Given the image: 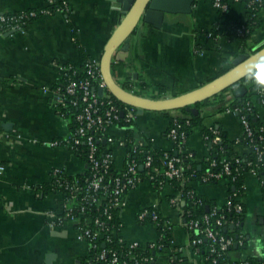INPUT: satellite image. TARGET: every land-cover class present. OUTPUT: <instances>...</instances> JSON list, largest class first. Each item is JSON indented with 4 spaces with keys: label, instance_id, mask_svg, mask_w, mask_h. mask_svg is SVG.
Segmentation results:
<instances>
[{
    "label": "crops",
    "instance_id": "0c3cea01",
    "mask_svg": "<svg viewBox=\"0 0 264 264\" xmlns=\"http://www.w3.org/2000/svg\"><path fill=\"white\" fill-rule=\"evenodd\" d=\"M71 8L70 21L63 13L42 15L31 21L23 31L0 33V264H79L89 254V244L76 238L75 227L68 222L52 228L49 212L61 201L60 194L41 196L36 185L49 182L52 172L60 169L68 175L83 174L87 164L64 142L71 135V121L63 117L54 104L55 96L44 87L62 78V69L71 63L82 65L86 55L101 62L113 33L127 15L116 0H65ZM45 0H0V12H16L45 5ZM261 26L248 41L253 53L264 44V7L259 12ZM247 7L243 2L232 3L227 12L220 13L210 0H196L190 13H166L163 21L151 17L141 21L132 35L126 61H114L112 73L126 90L148 98H171L190 92L235 66L241 54V42L221 37L217 52L214 41L209 50L196 53L203 31L218 28L221 34L230 23H244ZM72 26L76 28L74 35ZM76 36V38H74ZM202 42H204L202 40ZM253 53H249L251 55ZM127 86V87H126ZM171 113L179 114L178 110ZM218 122L235 141L242 126L234 112L220 113L206 120ZM168 116L156 110H138L135 135L140 141L153 140L159 150L174 146L166 136ZM113 132H120L114 126ZM54 140L60 143L53 145ZM188 147L201 160L208 154L200 127H195ZM236 151L245 150L236 146ZM116 167L123 166V153L116 150ZM145 182V181H144ZM142 182L129 192L128 202L121 212L127 240L146 243L157 238L156 226L137 220L141 208L159 203L161 211L175 224L174 243L189 246V234L181 220V212L173 209L167 194ZM150 183V182H149ZM194 189L225 204L230 184H192ZM247 215L253 217L259 237L248 234L245 249L233 250L232 257H257L264 260V189L258 176L248 173L243 197ZM245 225V221H244ZM253 232V231H252ZM255 239V240H254ZM263 241V242H262ZM193 257L181 264H206L203 257L192 251Z\"/></svg>",
    "mask_w": 264,
    "mask_h": 264
},
{
    "label": "built area",
    "instance_id": "2783aa9c",
    "mask_svg": "<svg viewBox=\"0 0 264 264\" xmlns=\"http://www.w3.org/2000/svg\"><path fill=\"white\" fill-rule=\"evenodd\" d=\"M45 1V5L39 8H29L16 12H0V33L23 31L31 21L42 15H54L58 12L65 14L64 11L68 12L71 9L68 2L63 0L65 6L54 12L49 8L53 0ZM210 1L219 12L223 13L230 9L232 3L238 2L235 0ZM217 29L206 30L207 36L214 38V31ZM238 31L240 34L243 33L242 29H238ZM83 63L84 69L73 64H67L63 67L62 77L66 75L68 78L65 85H53L43 88L44 92L55 96L56 110L63 117L75 123L69 138L61 143L67 145L74 152L81 144H84L86 148L85 162L87 164L84 172H87V175L83 180L75 178L60 183L63 189L67 191V195L63 191L57 193L61 195V201L49 212V216L52 217L49 223L52 228L63 226L68 222L72 223L75 227L77 240L87 242L89 251L91 249L96 250L100 244H103L102 249L97 251L94 257L96 261H102L106 264H148L155 261L160 264H178L173 262L174 259H171L165 253H161L159 256H145L136 252L137 249L153 250L162 247V245L157 242L158 235L155 240L146 243L138 240H127L123 233L125 223L121 212L128 202L129 192L136 189L144 181H153L162 192L170 186L172 192L167 195H174L171 181L184 178V170L179 166L180 158L170 154V150L174 147L165 149L160 159L161 164L158 166L155 163L152 151L146 148L147 141H140L136 135L133 138L127 136L126 127L119 125L117 121L121 116H125L127 121H135L138 108L126 104L120 107L110 98L108 92L100 96L98 89L106 88L100 61L88 57ZM261 80H264V78ZM74 107L77 111L69 113L70 108ZM229 112L237 114L242 126V133L235 139L233 145L235 156L232 158L234 161L224 159L223 168L219 171L209 167L202 176V183H214L216 180L229 183L230 179L232 182L235 181L237 175L234 172H239L236 164L240 162V158L246 153L253 152L258 161L264 162V90L255 88L251 91L248 90L239 104L228 107L223 113ZM114 126L120 128L121 131L119 133L113 132L111 128ZM218 133V130L212 129V134L215 135L213 142L219 140ZM180 135L188 145L186 131H182ZM166 136L174 146L178 138L176 127L170 128ZM202 138L205 142L209 136L202 134ZM150 140L153 145V140ZM59 143L58 140H54L53 145ZM102 144L108 146L102 148ZM236 146H240L245 150L236 151ZM116 150H121L123 153V166L119 168L115 165ZM203 159L210 161L212 167L216 165V161L210 159L209 149L208 154ZM249 165L251 166V162ZM142 166L143 169L147 170L145 177L141 174ZM113 167L117 171V175L110 182H107L106 176ZM59 171L61 170L55 169L52 172V178ZM249 173L258 176L261 186H264V179L260 178L257 169L253 167ZM193 183L190 182L189 184L192 185ZM241 188L243 192H236V189H233L234 194L228 195L224 205L219 206L217 204L212 210L209 209L202 218L191 217L189 221L191 235L193 236L194 233L201 235V237L193 239L194 245L201 243L203 238L211 240V253L220 256L226 253L234 244H244L243 234L235 240L223 232V229L224 231L227 230L230 225L234 226L242 223V216L245 214L243 197L246 192V183ZM194 192V189H191L189 194L193 196ZM167 201L173 209L180 210L175 197H170ZM225 207L228 211L235 213L236 220H229L224 214L218 215L219 209H225ZM95 210L102 214L104 218L96 216L93 221L88 220L87 216L94 213ZM189 215L192 214L189 213ZM164 216L167 217V223L174 225V222L168 216ZM136 217L138 222L142 224L147 217H150L152 224L157 227L160 220L159 203H152L141 208ZM114 241L124 245L123 251L113 245L106 247V243L111 244ZM194 248V252L199 254V247L195 246ZM211 256L203 258L206 264H208L207 259ZM215 263H217V256L212 258L210 264ZM239 264H249V261L241 259ZM259 264H264V260Z\"/></svg>",
    "mask_w": 264,
    "mask_h": 264
},
{
    "label": "trees",
    "instance_id": "16d2710c",
    "mask_svg": "<svg viewBox=\"0 0 264 264\" xmlns=\"http://www.w3.org/2000/svg\"><path fill=\"white\" fill-rule=\"evenodd\" d=\"M238 2H243L246 4L247 7V19L244 23L240 22H232L230 23V26L224 30L221 34L218 33L217 30L214 31V38H210L207 36V32L204 31L203 36H201V39L199 42H195L194 49L196 53H202L205 50H209L207 46H205L209 41H214L216 46L214 49L219 53H224L222 47L219 45V40L221 37H225L229 41H233L235 39L240 40L241 42V52L242 53H253L252 48L249 46L248 41L251 39L253 33L261 26V19L259 16V12L262 7H264V0H235ZM251 3V5H250ZM65 6V2L63 0H53V3L49 6V8L56 12L58 9H62ZM65 16L70 21V11H64ZM223 13V12H220ZM74 35L76 34V28L72 26ZM238 29H242L243 33H239ZM76 38V36L74 37ZM202 40L204 42H202ZM76 41L78 43V46L82 52V55L84 58H88L89 56L86 55L85 49L81 46L79 41L76 38ZM71 64V63H69ZM75 65V64H73ZM81 68H85L84 63L82 65H79ZM255 75L258 79L264 78V64L257 68L255 70ZM223 73V72H222ZM221 75V73L218 74V76ZM68 78L66 75H64L54 86L57 85H65ZM4 80H0V88L5 85ZM241 85H245L249 91L253 90L254 88L245 80L243 79L241 82L236 83L233 87L223 90L222 92L205 99L197 104L195 106L198 108L199 113L194 114L190 111L189 108H182L179 109V114H172L171 110H165L161 111L162 113L166 114L170 120V124L166 130V134L170 128L176 127L178 130V138L176 140V143L174 145V148L170 150V154L172 156H176L180 158L179 166H181L184 170V178L181 180H172L171 186L173 188V191L175 192L174 195L170 196L167 195V199L170 197H175L178 201L177 205L181 212V220L183 225L186 227L187 232L189 234V246L187 247H180L175 245L174 243V228L175 224H169L167 223V217L164 216L163 212L161 211L160 205H159V225L156 227L157 235H158V244L162 245V247H157L153 250H141L137 249L136 252L141 253L142 255H148V256H159L162 254H167L171 259L173 258L175 263L181 264L182 262L191 259L193 257L192 251H195V246L199 247V255H201L203 258L208 257L209 255H212L211 258L207 259V263H212V258L214 256H217V263L215 264H239L241 259H236L232 257V251L233 250H241L245 249L248 243V235L244 232V221H245V214L242 216V223L240 225H234L229 226L227 230L223 232L237 240L241 234L244 235V244L238 245L236 249L232 246L227 250L226 253H223L222 255L218 256L216 253H211L210 245L212 243L211 240H206L203 238L202 242L194 245L193 239L201 237V235H197L194 233V235H191V230L189 228V221L191 217L193 218H202L204 214L207 213V206H209V209L212 210L215 206H217V203L207 197L204 194L199 193L194 189V187L189 184L190 182H198L202 183L201 179L202 176L206 173L209 167L215 169V170H221L223 168L224 159L234 161L232 157L235 156L234 151V143L235 141L231 140L225 129L218 123L215 122L213 125L207 124L206 120L208 118H211L213 116H217L220 113H223L228 107H233L236 104H239L241 101L239 97L235 94V89ZM127 87V86H126ZM228 91V92H227ZM110 98H112L120 107H123L125 104L121 102L119 99H117L113 94L109 93ZM76 107L70 108L69 113L76 112ZM70 115V114H69ZM189 121V122H187ZM117 123L121 126L126 127L127 136L134 137L135 136V121H127V118L125 116H121L120 119L117 121ZM75 123L74 121H71V129H74ZM195 127H200L201 132L203 135H208L209 138L205 140V143L210 151V159L216 161L215 166H210V161H206L205 159H199L196 152L188 147L187 143H185L180 135L182 131H186L187 137L189 139L190 135L192 134V131ZM212 129H216L219 131L218 135L219 140L216 142H213V139L215 135L212 134ZM0 131H1V125H0ZM103 147H107L108 145H101ZM146 148L150 149L155 157V163L160 166V159L163 156V150L155 149L153 148L152 141L147 140V146ZM80 158L83 160H86V148L84 144H81L77 151L75 152ZM251 162V166L249 163ZM236 166L239 168V172H234L235 175H237L235 181H231V177L229 178V184L231 186L230 188V195L234 194V190L232 189V186L235 187L236 192H243L242 185L246 183V176L251 171V169L254 167L257 169L259 176L261 179H264V162H260L257 160V157L253 154V152H249L244 154L240 158V162L236 164ZM142 176L145 177L147 174L146 169H142L141 172ZM87 175V172L84 174L79 175H68L64 171H59L55 177H53L49 182L41 183L36 185V190L39 192L41 196H45L48 194H57L60 191H63L67 195V191L63 189L60 183L65 181H70L75 178L83 180L85 176ZM117 175V171L113 167V169L108 173L106 176V181L110 182L113 177ZM219 181H215L214 183H218ZM150 184L152 187L162 193V190L158 188V186L151 181ZM264 189V186H262ZM191 189H194V194L191 196L189 194V191ZM245 205V204H244ZM245 212L246 213V205ZM98 213V214H97ZM189 213L192 215L190 216ZM224 214L227 219L236 220L235 213L232 211H228L225 207V209H219V214ZM96 216H100L101 218H104L102 214L99 212L89 214L88 220H94ZM215 219V217H214ZM146 223H152V220L150 217H147V219L144 221L143 224ZM94 225V224H93ZM96 226V225H95ZM114 246L115 248L119 249L120 251H123V244L118 243L117 241L110 243H106V247ZM103 247V244H100L98 248L91 249L89 251V254L81 258L80 264H106L102 261H96L95 256L97 251L101 250ZM249 261V264H259L263 259L257 258V257H247L245 258ZM148 264H160L159 262L155 261L154 263L149 262Z\"/></svg>",
    "mask_w": 264,
    "mask_h": 264
},
{
    "label": "water",
    "instance_id": "95a60500",
    "mask_svg": "<svg viewBox=\"0 0 264 264\" xmlns=\"http://www.w3.org/2000/svg\"><path fill=\"white\" fill-rule=\"evenodd\" d=\"M122 4V8L127 10L126 17L113 33L109 40L105 52L101 58L100 67L106 88H99L98 94L103 96L106 92L113 94L117 99L126 105L138 108V110H178L184 107L189 108L194 114L199 110L195 104L208 99L225 89L233 87L236 83L243 80V74L252 70L251 65L245 60L246 57L254 58L253 54L264 55V44L255 49L251 55L241 54L235 61V66L222 73L218 77L205 83L199 88L187 93L180 94L171 98H148L139 96L126 90L118 84L112 73L113 62H124L127 59L131 48L132 35L141 21H148L151 17H157L163 21L166 13H190L196 0H116ZM12 34V32H8ZM244 61L243 63H241ZM264 63L255 66V70ZM248 92L245 85L235 89V94L241 100ZM143 169V166L141 167ZM232 189H235L232 186ZM209 206H207V211ZM234 249L238 247L234 244Z\"/></svg>",
    "mask_w": 264,
    "mask_h": 264
},
{
    "label": "clouds",
    "instance_id": "9594fccd",
    "mask_svg": "<svg viewBox=\"0 0 264 264\" xmlns=\"http://www.w3.org/2000/svg\"><path fill=\"white\" fill-rule=\"evenodd\" d=\"M254 58L246 57L245 60L249 65H251L252 70L247 71L243 74V79H245L253 88L258 90H264V80H260L255 75V66L264 63V55L253 54ZM242 61L241 63H243Z\"/></svg>",
    "mask_w": 264,
    "mask_h": 264
},
{
    "label": "rangeland",
    "instance_id": "374dc122",
    "mask_svg": "<svg viewBox=\"0 0 264 264\" xmlns=\"http://www.w3.org/2000/svg\"><path fill=\"white\" fill-rule=\"evenodd\" d=\"M228 92V91H227ZM145 185H149L151 186V184L149 183V181H145L144 182ZM250 222H253V217L252 216H248L246 217V220H245V225H244V232L248 235V234H251L252 233V238H258L259 237V229L257 230H254L253 228L256 226L255 223H250ZM253 231V232H252ZM255 240V239H254ZM263 242V241H262Z\"/></svg>",
    "mask_w": 264,
    "mask_h": 264
}]
</instances>
